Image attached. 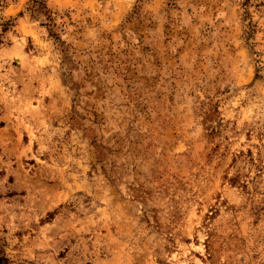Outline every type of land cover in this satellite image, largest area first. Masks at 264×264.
<instances>
[{"label": "rangeland", "instance_id": "rangeland-1", "mask_svg": "<svg viewBox=\"0 0 264 264\" xmlns=\"http://www.w3.org/2000/svg\"><path fill=\"white\" fill-rule=\"evenodd\" d=\"M0 264H264V0H0Z\"/></svg>", "mask_w": 264, "mask_h": 264}]
</instances>
